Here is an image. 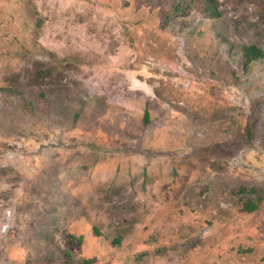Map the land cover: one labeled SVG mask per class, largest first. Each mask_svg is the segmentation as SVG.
Instances as JSON below:
<instances>
[{"label": "rangeland", "instance_id": "1", "mask_svg": "<svg viewBox=\"0 0 264 264\" xmlns=\"http://www.w3.org/2000/svg\"><path fill=\"white\" fill-rule=\"evenodd\" d=\"M218 2L0 0V264H264V0Z\"/></svg>", "mask_w": 264, "mask_h": 264}, {"label": "trees", "instance_id": "2", "mask_svg": "<svg viewBox=\"0 0 264 264\" xmlns=\"http://www.w3.org/2000/svg\"><path fill=\"white\" fill-rule=\"evenodd\" d=\"M156 8H159L165 16V10H168V18H173L176 15L187 17L192 12H198L203 18L206 19H219L221 17V11L218 0H151ZM168 7V8H167ZM264 52L262 49L255 45L244 46L242 48V58L244 67H248L252 63L262 59ZM149 120L148 112L145 113V123ZM247 189H242V192H246ZM252 193L262 192L259 189H250ZM262 201V197L259 195L257 202L248 201L244 203L243 209L247 212H254L258 209L259 202ZM84 264H92L91 260H85Z\"/></svg>", "mask_w": 264, "mask_h": 264}]
</instances>
